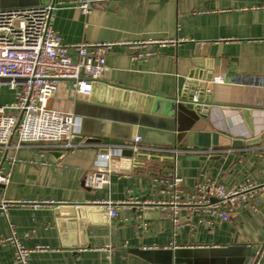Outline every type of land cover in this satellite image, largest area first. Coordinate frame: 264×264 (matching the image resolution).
I'll return each instance as SVG.
<instances>
[{
	"label": "crops",
	"instance_id": "crops-1",
	"mask_svg": "<svg viewBox=\"0 0 264 264\" xmlns=\"http://www.w3.org/2000/svg\"><path fill=\"white\" fill-rule=\"evenodd\" d=\"M78 1L0 0L2 9L52 3L51 25L65 44L116 43L104 56L106 82L82 95L61 81L50 99V108L75 116L73 142L81 145L35 142L0 152L9 173L0 206L3 200L41 202L0 209V239L14 233L26 248L42 246L29 264H264V190L243 208H226V220L191 203L199 183L264 184V122L234 106L264 103V88L255 85L264 79V0H106L88 14ZM136 51L153 54L134 59ZM194 69L212 74L213 101L222 104L206 118L169 117V102L161 112L159 99L148 104L149 95L122 88L178 98ZM0 95L3 103L12 100L7 88ZM138 135L147 145L200 153L139 151L132 171L97 170L106 165L97 161L100 145ZM173 173L182 178L181 199L191 203L179 210L178 228L168 205L157 204L171 199L157 177ZM105 200L130 202L110 216L98 204ZM0 264H18L10 241L0 243Z\"/></svg>",
	"mask_w": 264,
	"mask_h": 264
},
{
	"label": "built area",
	"instance_id": "built-area-1",
	"mask_svg": "<svg viewBox=\"0 0 264 264\" xmlns=\"http://www.w3.org/2000/svg\"><path fill=\"white\" fill-rule=\"evenodd\" d=\"M104 1L106 0H79L78 7L82 13L88 14L95 5ZM53 9L52 3L31 8H0V94L2 88H7L12 95V100L5 103L1 101L0 95V152L5 156L26 143L40 142L66 149L81 145V142L75 143L72 140L77 135L75 116L70 111L50 108V99L61 81H69L76 94H89L93 83L101 81L104 77L106 52L116 45L111 42L65 44L51 25ZM148 43L162 45L165 42ZM145 44L146 42H143L139 45L144 47ZM71 52L76 54V60L71 58ZM152 54L151 51H136L133 57L146 58ZM193 101H196L195 95ZM141 141L138 135L121 144L100 145L101 152L97 154V161L101 164L105 162L106 165H99L97 170L132 171L137 166L133 154L139 151H145L147 155L171 152L174 157L200 153L191 147L165 149ZM126 150L132 155L125 154ZM112 156L117 157L116 163L110 161ZM157 178L171 194L170 201L157 204L168 205L174 228L180 226L179 210L182 206L201 204L207 213L226 220L229 217L226 208L232 211L235 208H243L250 200L256 199L260 190H264V184L259 187L224 188L208 181L197 185L198 199L190 203L181 199L180 176L173 173ZM8 183L9 173L3 171L0 160V185ZM129 202L130 200L113 203L105 200L98 204L106 208L110 216H115L116 208ZM133 202L139 203L135 200ZM143 203L151 206L149 201ZM40 204L41 202L37 201L3 200L0 209L5 211L11 205H29L36 208ZM5 241L13 244L18 264H29L30 254L43 249L42 246L33 249L24 247L15 238L14 233L0 239V243Z\"/></svg>",
	"mask_w": 264,
	"mask_h": 264
},
{
	"label": "water",
	"instance_id": "water-1",
	"mask_svg": "<svg viewBox=\"0 0 264 264\" xmlns=\"http://www.w3.org/2000/svg\"><path fill=\"white\" fill-rule=\"evenodd\" d=\"M213 80L212 74L210 72L203 73L199 72L197 70H191L189 72L188 78L185 82V85L182 88V93L180 94V97L178 98H171L168 99L164 96H161L156 93L139 90V89H130L128 87H122L127 88L128 90H133V92H140L142 94L149 95V102L148 104L152 103L151 98H156L153 100L155 103L158 104V99L161 101L159 103V108L161 112H166V105L167 102L170 103L168 106L167 116L172 117L174 114L178 119H182L183 114L185 112H189L192 117H202L206 118L208 116V112L210 111V108L212 106L222 105L215 101H213V83L211 82ZM105 81V80H102ZM106 82V81H105ZM98 83H101V81H96L92 85L91 92L94 91L95 87ZM255 85H259L264 88V79H257L255 81ZM224 92V91H223ZM221 94V92H220ZM196 97V101H193V97ZM154 104V103H153ZM157 104H154V106H157ZM238 108L244 107L246 109L245 116L250 117V119H257L262 122H264V103L262 104H255V103H246L243 105H234ZM73 138L72 140H74ZM82 139V138H80ZM87 140H94L92 138H87ZM126 154H131L129 150L124 151ZM263 248H264V242H263Z\"/></svg>",
	"mask_w": 264,
	"mask_h": 264
}]
</instances>
